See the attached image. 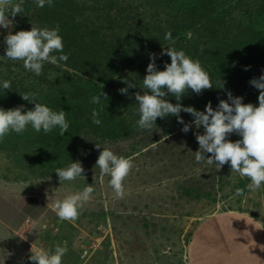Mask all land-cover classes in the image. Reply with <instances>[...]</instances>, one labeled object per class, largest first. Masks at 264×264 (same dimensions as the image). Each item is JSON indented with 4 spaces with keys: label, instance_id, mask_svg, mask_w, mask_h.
Listing matches in <instances>:
<instances>
[{
    "label": "trees",
    "instance_id": "obj_1",
    "mask_svg": "<svg viewBox=\"0 0 264 264\" xmlns=\"http://www.w3.org/2000/svg\"><path fill=\"white\" fill-rule=\"evenodd\" d=\"M259 2L255 13L248 0H238L233 7L212 0H191L179 8L170 2L166 6L155 4L156 0L144 1L141 6H133L132 0H53V6L40 8L35 0H24L22 15L10 17L12 33L30 30L31 24L58 26L69 59L61 67L45 63L40 76L26 71L21 61L0 62V79L11 81L9 91L0 92V107L7 110L23 104L30 110L34 105L20 94L35 93L38 102L65 111L70 126L64 135L59 129L36 133L29 126L23 134L7 135L0 146L34 145V160L29 159L32 167L54 176L62 160L75 157V141L91 135L112 141L127 136L132 120L139 119L135 94H143L141 81L147 74L149 54L159 57L156 65L160 71L169 62V56H160L169 44L164 39L168 32L175 48L200 61L213 84L199 95L189 90L180 101L183 106L203 111L209 101L215 107L219 100H227L228 91L237 97L255 90L249 82L264 74V0ZM147 13L152 15L146 18ZM162 15L165 18L159 19ZM164 22L170 26L163 28ZM3 41L0 39V56L4 55ZM124 79L137 83L127 95L119 92L127 86L122 83ZM102 92L108 99L93 104L91 97ZM166 99L177 103L171 94ZM93 109L100 113V126L92 123ZM180 115L188 121L193 119L184 112ZM205 196L210 195L197 193L198 199Z\"/></svg>",
    "mask_w": 264,
    "mask_h": 264
},
{
    "label": "rangeland",
    "instance_id": "obj_2",
    "mask_svg": "<svg viewBox=\"0 0 264 264\" xmlns=\"http://www.w3.org/2000/svg\"><path fill=\"white\" fill-rule=\"evenodd\" d=\"M132 1L133 6H141L147 0ZM190 1L156 0L155 4L166 6L170 2L179 8ZM212 1L233 7L238 0ZM259 1L248 0L255 13ZM144 15L149 18L152 14ZM161 26L166 28L170 24L164 22ZM178 35L179 39L183 37L180 32ZM258 96L259 90L255 89L237 97H243L244 104L258 106ZM193 119L183 118L185 123ZM136 121V118L132 120L133 128L127 136L114 141L92 135L75 141V157L62 160L60 168L79 161L85 179L79 177L70 182H59L57 174L50 176L47 170L32 167L34 145L22 143L12 148L1 144V228L7 221L12 228L25 227L26 223L37 225L42 209L36 207L39 201L36 195H44L54 205L57 200L83 190L87 184L94 187L92 198L83 204L78 219L68 222L69 229L63 234L76 241L69 251L68 264H187L186 251L193 230L202 219L217 211L244 212L264 227V186L249 190L250 180L231 172L228 164L218 170L215 164L196 162L194 153L199 145L194 133L203 134L202 127L197 129L193 125L185 134L181 131L183 125L174 117L158 120L152 129L140 130ZM230 139L234 142L240 137L232 134ZM105 147L133 162L123 181L122 199L109 186L110 177L95 168ZM238 189H243V193L238 194ZM197 193L210 196L198 199ZM34 235H37L35 230ZM97 237L99 243L92 246ZM8 239V234L3 237L0 231V246L6 247ZM14 251H21L18 245Z\"/></svg>",
    "mask_w": 264,
    "mask_h": 264
},
{
    "label": "clouds",
    "instance_id": "obj_3",
    "mask_svg": "<svg viewBox=\"0 0 264 264\" xmlns=\"http://www.w3.org/2000/svg\"><path fill=\"white\" fill-rule=\"evenodd\" d=\"M37 7L45 5L53 6V0H35ZM24 0L11 3V0H0V29L14 27L13 19L22 15ZM11 8V14L7 9ZM59 27H41L32 25L30 30H20L13 34L11 31L4 37V55L0 56V62L21 61L26 71L40 76L43 73L45 63L58 67L64 66L69 56L64 53L63 37L59 34ZM164 39L169 42L163 48L160 56L167 55L171 62L164 64V70L157 68L155 53L149 54L150 63L146 69V75L141 81L143 94H135L136 112L139 119L136 125L140 130H148L156 127L158 118L169 116L176 118L177 123L183 125L181 131L187 134L194 125L197 129L203 128V134L194 133L199 148L194 153L196 162L206 161L207 164H215L220 170L225 164L230 166L231 172L247 177L250 183L249 190L255 191L264 186V74L252 79L249 83L259 90L258 106L251 103L244 104L243 97H234L230 91L226 93L227 100H219L214 109L211 101L205 105L203 111L194 107L183 106L180 101L189 90L199 95L203 90L213 88L209 74L202 67L199 60H194L186 55L183 50L175 48V40L171 32L165 34ZM247 70V69H245ZM133 75L132 79L135 80ZM122 83L127 86L119 89L122 95H127L129 89L137 88V83L124 79ZM220 88L223 83L220 80ZM11 88V81L0 79V92ZM171 94L177 101L169 102L166 97ZM24 101L33 104L34 107L26 110L21 104L15 108L4 109L0 107V141L10 133L23 134L30 126L36 133L48 134L54 129H59V134L64 135L69 129L66 119L67 113L62 109L57 111L44 103L38 102L35 93L20 94ZM108 99L103 92L92 96L93 104H100L101 99ZM181 112L191 115L194 119L185 123ZM92 123L100 126L102 121L100 113L93 109L91 113ZM235 134L240 137L236 141L230 139ZM97 149L100 146L95 145ZM206 154H211L206 157ZM95 168L102 175L110 177L109 186L113 189L117 198H123L125 194L123 181L133 168L131 159L117 155L109 148H102ZM61 181H75L84 177V169L81 162H72L55 172ZM93 185L87 184L83 190L65 196L57 200L53 205V211L61 221H75L84 203L92 198ZM238 194L243 189L237 190ZM68 252L67 241L60 242L54 248H38L33 251L29 260L32 264H62L63 257Z\"/></svg>",
    "mask_w": 264,
    "mask_h": 264
},
{
    "label": "crops",
    "instance_id": "obj_4",
    "mask_svg": "<svg viewBox=\"0 0 264 264\" xmlns=\"http://www.w3.org/2000/svg\"><path fill=\"white\" fill-rule=\"evenodd\" d=\"M15 1L11 0V3L15 4ZM10 10L9 7L8 13ZM9 31L12 32V28L0 29V39H4ZM36 196L39 197L36 207L42 209L36 220L37 225L26 223L25 227L22 225L20 228H12L8 221L4 222V227L1 228L0 225L2 236L8 234L9 237L8 245L4 248L0 246V264H32L29 260L31 249L54 248L64 241H67L68 252L63 257L62 264H68L71 260L69 251L76 241L63 236L69 229L70 221H61L53 211V204L44 195ZM34 230L37 235H34ZM40 232L42 236H38ZM1 241L6 242L4 239ZM17 245L21 251L15 252L14 247ZM186 260L187 264H264V227L244 212H214L202 219L193 230L187 246Z\"/></svg>",
    "mask_w": 264,
    "mask_h": 264
},
{
    "label": "built area",
    "instance_id": "obj_5",
    "mask_svg": "<svg viewBox=\"0 0 264 264\" xmlns=\"http://www.w3.org/2000/svg\"><path fill=\"white\" fill-rule=\"evenodd\" d=\"M97 241H99V238L98 237L94 240V242H92V246H96L99 243Z\"/></svg>",
    "mask_w": 264,
    "mask_h": 264
}]
</instances>
